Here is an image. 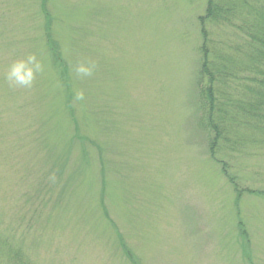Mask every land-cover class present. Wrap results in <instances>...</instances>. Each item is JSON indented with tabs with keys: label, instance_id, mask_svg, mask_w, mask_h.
<instances>
[{
	"label": "rangeland",
	"instance_id": "1",
	"mask_svg": "<svg viewBox=\"0 0 264 264\" xmlns=\"http://www.w3.org/2000/svg\"><path fill=\"white\" fill-rule=\"evenodd\" d=\"M208 2L0 0V264H264V60Z\"/></svg>",
	"mask_w": 264,
	"mask_h": 264
},
{
	"label": "trees",
	"instance_id": "2",
	"mask_svg": "<svg viewBox=\"0 0 264 264\" xmlns=\"http://www.w3.org/2000/svg\"><path fill=\"white\" fill-rule=\"evenodd\" d=\"M260 0L256 1L255 3L249 1V0H234V5L232 7L230 6H225L224 2H222L221 0H209L208 2V7L206 10V15L205 18L210 17L211 16L214 17L215 21H222L223 18L225 16H228L226 12H230L231 14H235V12H237V15L243 16L245 14H247L246 17H244L239 25V29L241 30V28H243L244 32L246 33L245 35L250 38V42H248L249 46H248V51L245 53L246 58H249V60H251L252 58H254L255 60H260L263 59L264 60V7H259V3ZM258 6H257V5ZM242 5L245 6H251V10L249 12H246L242 7L240 8ZM209 19V18H208ZM240 19V18H239ZM242 31V30H241ZM203 34L204 37L207 38V34H206V28L204 27L203 29ZM249 47H251L249 49ZM208 49V48H207ZM206 49V42L204 43V54H203V59L207 62H209V53ZM202 50V49H201ZM249 62V61H248ZM247 63V60L245 61L244 64ZM264 65V63H263ZM204 73L205 75L210 74L208 71V64H205L204 67ZM254 69H256L254 67ZM211 70V69H210ZM251 73H248V76H251ZM207 93L209 94V91H207ZM208 98V96H207ZM209 102L211 103L210 105V109L211 111H213V109L215 108V103H214V98L210 97L208 98ZM240 107H242V105H240ZM252 106H249L248 104V108H251ZM243 109V108H241ZM223 109H220V111H222ZM210 120V118H209ZM225 168H223V171L226 175H228V170L226 168V166L224 165ZM232 178V177H231ZM232 183L233 186L235 187L236 191L240 192H245L246 189H243L235 179L232 178ZM242 188V189H240ZM252 192H256L253 191ZM264 194V192H261L260 190H258L257 193L254 194ZM258 194V195H259Z\"/></svg>",
	"mask_w": 264,
	"mask_h": 264
},
{
	"label": "clouds",
	"instance_id": "3",
	"mask_svg": "<svg viewBox=\"0 0 264 264\" xmlns=\"http://www.w3.org/2000/svg\"><path fill=\"white\" fill-rule=\"evenodd\" d=\"M33 59L34 58H29V62H32ZM93 68L94 65L90 67L81 66L77 69V71L85 76H90L92 74ZM39 69L40 66L36 65V70L38 71ZM10 78H14L19 84L28 85L31 83V80L33 78V71L32 69L27 68L24 62H20L12 68Z\"/></svg>",
	"mask_w": 264,
	"mask_h": 264
}]
</instances>
